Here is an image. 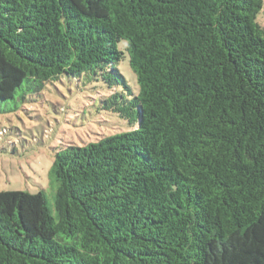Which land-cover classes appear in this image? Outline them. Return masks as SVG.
I'll use <instances>...</instances> for the list:
<instances>
[{
  "label": "trees",
  "instance_id": "trees-1",
  "mask_svg": "<svg viewBox=\"0 0 264 264\" xmlns=\"http://www.w3.org/2000/svg\"><path fill=\"white\" fill-rule=\"evenodd\" d=\"M261 7L0 0V111L72 77L129 125L54 152L53 210L2 195L0 264H264Z\"/></svg>",
  "mask_w": 264,
  "mask_h": 264
},
{
  "label": "rangeland",
  "instance_id": "rangeland-1",
  "mask_svg": "<svg viewBox=\"0 0 264 264\" xmlns=\"http://www.w3.org/2000/svg\"><path fill=\"white\" fill-rule=\"evenodd\" d=\"M256 21L264 27V0ZM103 92L100 82L61 77L40 92L21 95L19 91L14 100L2 103L0 201L2 195L18 191H42L53 210L55 187L49 170L54 152L129 129L126 121L99 108Z\"/></svg>",
  "mask_w": 264,
  "mask_h": 264
}]
</instances>
